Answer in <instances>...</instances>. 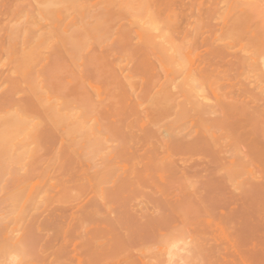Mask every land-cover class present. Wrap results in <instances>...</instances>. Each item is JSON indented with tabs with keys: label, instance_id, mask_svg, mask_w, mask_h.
<instances>
[{
	"label": "rangeland",
	"instance_id": "1",
	"mask_svg": "<svg viewBox=\"0 0 264 264\" xmlns=\"http://www.w3.org/2000/svg\"><path fill=\"white\" fill-rule=\"evenodd\" d=\"M257 3L0 0V264H264Z\"/></svg>",
	"mask_w": 264,
	"mask_h": 264
},
{
	"label": "bare ground",
	"instance_id": "2",
	"mask_svg": "<svg viewBox=\"0 0 264 264\" xmlns=\"http://www.w3.org/2000/svg\"><path fill=\"white\" fill-rule=\"evenodd\" d=\"M243 2L246 3L247 1H246V2L243 1ZM243 5L246 6L247 3H246V4H243ZM257 5H258V3H257ZM258 6H259L258 9H259L261 12H259V13L257 12L258 14L255 15V12H254V11H258V10H257V8H254V7L252 6V8L255 9V10L253 11V12H254L253 14H254L255 16H257V18H258L259 20L261 19L262 22H263V21H264V11H262V9H261L262 7L260 8V5H258ZM252 8H251V9H252ZM263 9H264V8H263ZM252 10H253V9H252ZM146 34H148V33H146ZM139 35H140V34H139ZM140 36H141V35H140ZM150 36H151V34H149V37H150ZM153 36H154V35H153ZM139 38H140V37H139ZM150 39H152V38L150 37ZM150 41H151V40H150ZM160 44H161V43H160Z\"/></svg>",
	"mask_w": 264,
	"mask_h": 264
}]
</instances>
